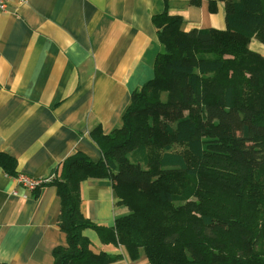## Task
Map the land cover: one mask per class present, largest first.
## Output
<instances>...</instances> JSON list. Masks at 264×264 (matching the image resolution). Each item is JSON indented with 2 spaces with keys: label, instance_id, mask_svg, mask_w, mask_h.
<instances>
[{
  "label": "trees",
  "instance_id": "trees-1",
  "mask_svg": "<svg viewBox=\"0 0 264 264\" xmlns=\"http://www.w3.org/2000/svg\"><path fill=\"white\" fill-rule=\"evenodd\" d=\"M219 1L224 30L185 32L166 12L152 19L161 46L153 79L132 93L118 128L91 131L98 162L75 152L55 170L66 246L53 264L120 260L94 252L86 229L131 261L264 264V58L248 48L264 45V0ZM15 166L0 153L7 175ZM90 179H107L128 209L112 227L80 212Z\"/></svg>",
  "mask_w": 264,
  "mask_h": 264
},
{
  "label": "crops",
  "instance_id": "crops-1",
  "mask_svg": "<svg viewBox=\"0 0 264 264\" xmlns=\"http://www.w3.org/2000/svg\"><path fill=\"white\" fill-rule=\"evenodd\" d=\"M164 12L180 16L185 32L225 29L219 0L9 3L0 13V153L15 160V175L49 177L75 152L100 160L89 135L118 128L132 93L153 79L161 46L152 19ZM248 48L264 58L257 40ZM80 193V212L94 224L112 227L126 212L107 179L83 182ZM24 194L0 168V263L53 264V250L66 246L56 188ZM83 236L94 252L121 256L114 264H148L103 245L93 230Z\"/></svg>",
  "mask_w": 264,
  "mask_h": 264
},
{
  "label": "built area",
  "instance_id": "built-area-1",
  "mask_svg": "<svg viewBox=\"0 0 264 264\" xmlns=\"http://www.w3.org/2000/svg\"><path fill=\"white\" fill-rule=\"evenodd\" d=\"M13 0H0V13L5 12L9 3ZM18 4H24L26 0H15ZM56 176L55 174L50 175L49 177L36 178L25 174H20L15 177V182L19 187H21L25 194L22 197L25 199L29 194L33 193L37 189L50 185ZM13 195H16L15 191Z\"/></svg>",
  "mask_w": 264,
  "mask_h": 264
},
{
  "label": "rangeland",
  "instance_id": "rangeland-1",
  "mask_svg": "<svg viewBox=\"0 0 264 264\" xmlns=\"http://www.w3.org/2000/svg\"><path fill=\"white\" fill-rule=\"evenodd\" d=\"M121 207H123V208L126 210L125 214H123L122 216L127 215V214H128V209H127L126 207H124V206H121ZM122 216H119V217H122ZM119 217H118V218H119Z\"/></svg>",
  "mask_w": 264,
  "mask_h": 264
}]
</instances>
